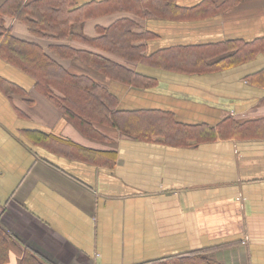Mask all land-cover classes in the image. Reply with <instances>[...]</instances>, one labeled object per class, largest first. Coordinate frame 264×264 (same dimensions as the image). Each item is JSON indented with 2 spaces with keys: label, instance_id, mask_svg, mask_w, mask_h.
Segmentation results:
<instances>
[{
  "label": "crops",
  "instance_id": "crops-1",
  "mask_svg": "<svg viewBox=\"0 0 264 264\" xmlns=\"http://www.w3.org/2000/svg\"><path fill=\"white\" fill-rule=\"evenodd\" d=\"M77 2L94 11L72 31L95 39L129 18L143 53L173 63L126 59L5 16L12 35L104 84L121 124L81 126L0 56V264H140L192 252L264 264V0ZM56 43L140 75L107 76L60 58ZM187 55L195 64L179 63Z\"/></svg>",
  "mask_w": 264,
  "mask_h": 264
},
{
  "label": "trees",
  "instance_id": "trees-1",
  "mask_svg": "<svg viewBox=\"0 0 264 264\" xmlns=\"http://www.w3.org/2000/svg\"><path fill=\"white\" fill-rule=\"evenodd\" d=\"M110 2L115 3L114 0ZM166 4L171 3L169 1ZM150 5L151 3L145 8L146 11H150ZM140 7L143 5L140 4ZM93 11L94 9L88 4L80 5L77 0H5L0 5V56L33 74L41 90L55 101L61 99L60 104L67 106V112L71 115L81 116V126L92 124L95 119L106 121L113 126L120 125L121 115L112 102L114 95L104 84L99 83L87 73H74L67 70L38 43L12 35L4 19L8 14L16 16L24 21L32 32L38 34L50 32L60 39L72 34L76 39L91 40L90 42H95L101 49L126 59L150 60L156 63L159 59L163 62L165 56L157 58L154 55L146 56L143 53V44L135 43L137 40L135 37L139 33L134 30L136 22L129 18L120 19L102 28L101 35L95 39H90L82 32L72 31L73 24L84 22ZM239 42L243 41L235 40L234 49L237 52L243 48V45L238 44ZM220 46L227 50L228 43ZM50 49L60 58H79L89 67L117 79L131 82L137 80V75H140L101 52L76 48L65 43L52 44ZM216 57L217 55L214 54L213 59ZM178 58L180 64H195V58L192 55ZM164 62L173 63L172 59ZM7 238L8 234L0 226V248L5 245ZM24 259H27V254ZM140 264L221 263L203 253L192 252L186 255H170Z\"/></svg>",
  "mask_w": 264,
  "mask_h": 264
},
{
  "label": "rangeland",
  "instance_id": "rangeland-1",
  "mask_svg": "<svg viewBox=\"0 0 264 264\" xmlns=\"http://www.w3.org/2000/svg\"><path fill=\"white\" fill-rule=\"evenodd\" d=\"M195 253V252H194ZM198 253V252H197ZM206 256H208V255H206Z\"/></svg>",
  "mask_w": 264,
  "mask_h": 264
}]
</instances>
